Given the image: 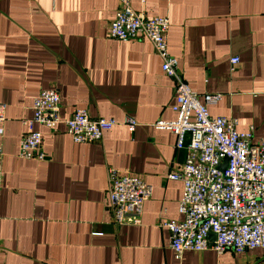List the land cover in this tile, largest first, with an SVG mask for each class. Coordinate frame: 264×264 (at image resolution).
<instances>
[{"label": "crops", "instance_id": "crops-1", "mask_svg": "<svg viewBox=\"0 0 264 264\" xmlns=\"http://www.w3.org/2000/svg\"><path fill=\"white\" fill-rule=\"evenodd\" d=\"M148 17L170 19L168 46L190 87L220 93L214 116L264 140V0H131ZM120 0H0V264H264V249L187 250L178 259L164 226L181 219L185 162L172 120L175 81L148 39L110 35ZM239 59L237 64L232 58ZM60 93L61 119L38 125L43 161L18 155L33 100ZM76 108L115 119L100 141L76 143L65 121ZM138 125L131 133L127 118ZM152 187L139 223L120 226L109 208L110 170ZM212 239V238H210ZM212 241V240H211Z\"/></svg>", "mask_w": 264, "mask_h": 264}, {"label": "built area", "instance_id": "built-area-1", "mask_svg": "<svg viewBox=\"0 0 264 264\" xmlns=\"http://www.w3.org/2000/svg\"><path fill=\"white\" fill-rule=\"evenodd\" d=\"M121 6L110 24V35L121 41L148 39L162 59L163 71L174 79V103L177 116L159 119L155 127L177 136L176 147L186 150L182 167L169 174L181 180L184 194L179 203L181 219L164 223L170 231L171 248L178 259L187 250L209 248L218 253L232 249L243 253L264 249V140L256 143L253 131H239L237 120L214 116L208 105L222 94L194 91L179 69V61L169 51L167 16L148 17L136 11L131 0ZM237 64L239 59L232 58ZM33 115L23 120L26 131L18 155L43 161V136L38 125L56 129L61 119L60 93L43 89L33 100ZM5 103L0 102V123L6 119ZM131 133L138 125L128 117ZM67 131L76 143L100 141L112 129L115 119L92 118L86 108H76L66 121ZM3 149L0 146V191L3 184ZM222 165L224 167L222 168ZM152 187L130 172L110 170L109 208L120 226L139 223L143 206L151 198ZM215 234L211 241L210 234Z\"/></svg>", "mask_w": 264, "mask_h": 264}, {"label": "water", "instance_id": "water-1", "mask_svg": "<svg viewBox=\"0 0 264 264\" xmlns=\"http://www.w3.org/2000/svg\"><path fill=\"white\" fill-rule=\"evenodd\" d=\"M224 167V165H222V168ZM210 238H212L211 240H214L215 239V234L214 233H211L210 234Z\"/></svg>", "mask_w": 264, "mask_h": 264}]
</instances>
